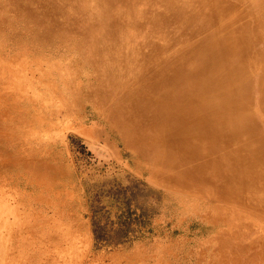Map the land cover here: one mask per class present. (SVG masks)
<instances>
[{
    "label": "rangeland",
    "instance_id": "374dc122",
    "mask_svg": "<svg viewBox=\"0 0 264 264\" xmlns=\"http://www.w3.org/2000/svg\"><path fill=\"white\" fill-rule=\"evenodd\" d=\"M66 1L0 0V264H264L258 204L250 211L214 192L183 193L149 174L127 129L104 118L122 120L112 109L133 86H109L89 101L83 85L95 88V73L85 81L75 76L85 69L69 71L79 54L51 52V42L29 38L22 14L57 24ZM240 1L230 20L196 31L189 25L197 14L166 38L146 29L155 52L136 71L174 66L213 36L229 35L245 19L255 22L254 8L264 13V0ZM255 50L242 64L264 66ZM234 211L240 214L230 224Z\"/></svg>",
    "mask_w": 264,
    "mask_h": 264
},
{
    "label": "bare ground",
    "instance_id": "6f19581e",
    "mask_svg": "<svg viewBox=\"0 0 264 264\" xmlns=\"http://www.w3.org/2000/svg\"><path fill=\"white\" fill-rule=\"evenodd\" d=\"M64 3L63 20L57 24L44 21L38 13L22 14L25 31L36 45L51 42V52L62 49L70 58L73 52L79 54V62L70 66L69 71L85 69L75 75L85 81L95 73V88L83 85L89 101L94 95L107 94L104 89L109 86L115 89L133 86L121 104L112 109L123 116L122 120L114 123L108 114L104 118L111 126L127 129L126 138L140 157L141 166L149 174L174 182L176 190L183 193L214 192L218 197L244 205L241 208L245 210L253 211L252 204L264 210V66L258 62L242 64L245 58H250L253 48L264 55L261 8L253 9L257 14L255 22L245 19L229 35L213 36L210 45L195 50L190 58L184 56L171 67L167 63L158 72H137L144 55L155 52L146 29L166 38L174 32L173 26L176 29L179 23L197 14L189 21L190 30L196 31L199 26L230 20L232 12L243 3L240 0ZM199 4L204 7L200 12L196 8ZM33 57L36 63L38 57ZM239 214L234 211L229 223L233 224Z\"/></svg>",
    "mask_w": 264,
    "mask_h": 264
}]
</instances>
